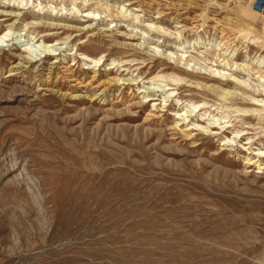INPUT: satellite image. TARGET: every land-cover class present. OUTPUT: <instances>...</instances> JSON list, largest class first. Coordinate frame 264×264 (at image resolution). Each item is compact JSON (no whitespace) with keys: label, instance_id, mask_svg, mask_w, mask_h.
Masks as SVG:
<instances>
[{"label":"rangeland","instance_id":"obj_1","mask_svg":"<svg viewBox=\"0 0 264 264\" xmlns=\"http://www.w3.org/2000/svg\"><path fill=\"white\" fill-rule=\"evenodd\" d=\"M0 264H264L255 0H0Z\"/></svg>","mask_w":264,"mask_h":264},{"label":"built area","instance_id":"obj_2","mask_svg":"<svg viewBox=\"0 0 264 264\" xmlns=\"http://www.w3.org/2000/svg\"><path fill=\"white\" fill-rule=\"evenodd\" d=\"M256 11L264 15V0H255Z\"/></svg>","mask_w":264,"mask_h":264}]
</instances>
